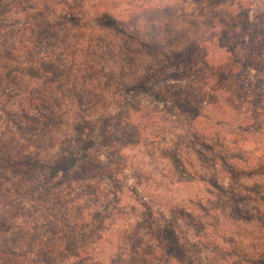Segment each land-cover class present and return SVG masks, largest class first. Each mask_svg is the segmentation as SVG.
I'll list each match as a JSON object with an SVG mask.
<instances>
[{
    "label": "trees",
    "instance_id": "16d2710c",
    "mask_svg": "<svg viewBox=\"0 0 264 264\" xmlns=\"http://www.w3.org/2000/svg\"><path fill=\"white\" fill-rule=\"evenodd\" d=\"M12 1L0 4V264H15L19 257L28 254L33 255V261L42 264H137L136 258H127L132 257L133 253L111 256L106 251L102 256L99 255V240L111 235L102 226L111 218V211L116 209L118 218L123 219L129 210L125 206L117 210L121 200L117 197L120 189L111 193L115 196L113 200L108 201L104 197L105 202L95 195L96 186L92 182L99 170H103V175L112 171V167L108 165L110 163L101 159V150L115 158L114 150L117 146L123 149L134 142V139H130V131L136 129L132 117L142 108L127 109V100L133 95L153 93L170 101L175 109L187 112L194 121L202 117L206 121H212L211 115H200L199 107L217 82L214 87L217 91L207 99L205 108L233 109L234 113L237 107L241 111L242 108L248 110L237 112L236 119L229 118L222 124H237L240 130L247 132V126L251 124L250 117L264 119V82L253 88L248 78L242 81L244 73H241L239 65L243 64L244 67V64H254L255 56L252 57L250 53L257 49L264 52V42H258L259 36L248 39L249 14L245 16V27L238 18L239 12L245 7L238 1L236 3L239 9L233 8L228 0H212L211 3L208 0H177L175 5L149 7L150 12L157 14V17L154 16L149 21L142 17L127 18L129 28L119 35L124 40L112 39L106 46L110 50H105L102 45L111 28L109 23L112 20L105 25V20L109 17L108 11L97 12L96 16L91 17V24L80 22L76 18L73 20V13L59 9L58 17L72 25L70 41L78 43L85 36H93L91 30L104 28L102 33H97L100 41V50L97 52L99 61H119L115 62L116 67H112L111 73L103 75L104 78L116 79L119 83V88L111 91V102L119 106L118 110L111 112L108 109V112L92 121L86 118L88 114L82 115L79 111L86 102L92 105L90 95L96 93L95 83H91L89 78H81V87H78L79 73L74 71L66 74L63 62L67 59L49 51L62 42L60 34L66 24L48 22L47 14L55 6L72 8V4L78 1L46 0V5L42 2L33 3V0ZM259 10L256 13L257 27L264 24V3ZM146 11L147 9L144 13ZM17 13L21 14L20 17L32 19L31 24L24 23L22 27L4 25L14 19ZM145 16L148 17L146 14ZM43 17L46 19H42ZM158 17L162 18L161 22H156ZM191 25L194 32L197 31L200 37H204L203 40L200 38L193 41L185 37ZM26 34H29L28 38ZM143 48L152 51L154 59L139 73L130 75L124 72L122 62H128L132 58L135 61L141 59ZM243 48L246 50L243 52L245 58L241 60ZM214 51L218 60H214L213 55L210 58ZM162 53L166 54L168 63L161 58ZM259 59L263 60L261 56ZM71 60L76 62L75 56ZM102 70L104 72L103 68ZM186 74L192 76L194 79H190L196 81V84L203 83L204 87L196 86L195 83L194 86L173 83L185 80ZM195 75L198 78L193 77ZM232 85L236 93L234 102L223 103L219 98L220 94L228 87H233ZM198 88L209 90L204 91L208 93L204 94V100L200 99ZM106 90L109 91V88ZM240 92L243 93L242 96L239 95ZM143 110L148 118H151L149 113L160 111L147 106ZM249 111L256 115H250ZM217 125L220 126L221 122ZM135 133L139 134V131ZM59 134L61 138L58 137ZM177 140L178 137L170 145L163 143L160 146L181 152L178 142L180 139ZM205 144L212 154L218 152L213 144L205 142L203 145ZM209 164L206 166L216 179L219 165ZM184 167L179 162L174 166L175 178L180 173L186 179H198L197 167ZM77 187L83 188V192L79 196L75 193L74 200L68 202L64 198V191L71 192ZM112 206L115 207L111 208ZM180 213L185 215L182 210ZM170 217L174 218L172 215ZM139 220L136 222L139 223ZM98 227L100 230L96 231ZM157 227L159 228H151L147 232L153 238L159 236L162 244L171 252L167 257L171 258L174 253L185 257L177 233L183 231L174 230L165 221ZM119 232V237L131 234L136 239L135 246L140 247L137 242L140 237L137 226L129 228L127 225ZM199 236L198 238H203L202 235ZM187 239L191 241L190 237ZM137 248L133 249L134 252L141 253ZM171 260L173 259H169L167 263L183 264ZM144 263L141 261L138 264ZM188 264L202 263L193 260Z\"/></svg>",
    "mask_w": 264,
    "mask_h": 264
},
{
    "label": "rangeland",
    "instance_id": "374dc122",
    "mask_svg": "<svg viewBox=\"0 0 264 264\" xmlns=\"http://www.w3.org/2000/svg\"><path fill=\"white\" fill-rule=\"evenodd\" d=\"M11 1L0 0V4H7ZM77 1V3L72 4V8L55 6L51 8L52 12L47 14L48 22L54 24L57 21L66 24L60 34L62 42L56 44L55 48H50L49 51L58 56L62 55L63 58L67 59L63 62V71L66 74H71L74 71L79 73L78 87H81V78L86 80L89 78L91 83H95L96 93H90L93 99L92 105L86 102L84 103L85 106H82L83 109L81 107L82 110L79 111L82 115L88 114L89 116L86 118L94 121L102 113L108 112V109H111V112L118 110L119 106L111 102L113 99L111 98V91L117 90L119 83L116 79H106L103 75L111 73L112 67H116L115 62L119 63V61L116 60L110 63L99 61L97 52L100 50V41H98L97 33H102L104 28L97 29L98 31L91 30L93 36H85L80 42L73 43L70 41L72 35L70 28L72 25L65 22L64 19H60L58 17L60 13L57 11L59 9L60 11L61 9L64 10L66 13L70 11L73 13V20L76 18L80 22H90L91 24L93 23L91 17L96 16L97 12L108 11L109 17L105 20V25L110 22L109 20H112V22L109 23L110 32L104 38L105 42L102 43L105 49L108 43L113 40H124L119 35H122L123 30L129 28L127 27V18L142 17V19L149 21L152 17H157V14L150 12L149 7H159L163 4L175 5L177 0ZM211 1L208 0V3H211ZM228 1L235 9L239 6L236 3L237 1L242 5L244 4L245 9H242L238 15L239 22H242L246 27L247 18L245 16L249 14L248 39L252 40L259 36L258 42H264V24L261 23L258 27L256 25L258 23L256 13L260 11L259 9H261L264 0ZM24 2L26 3V1ZM39 2H42L43 5L47 4L46 0H33V3ZM188 8L190 9V7ZM145 9H147L146 13H144ZM87 10L90 12L87 13ZM20 15V13H17L14 19L7 21L4 25H20L22 27L24 23L31 24L32 19L20 17ZM46 18L43 17L42 19ZM156 19V22L162 21L160 17ZM193 30L192 25L189 26L188 34L185 37H189L193 41L200 40V38L203 40L204 37H200L199 32ZM25 36L28 38L29 34ZM105 50L110 49L106 48ZM244 50L245 48L241 50L243 57L239 55L241 60L245 58ZM142 52L141 59L135 61L132 58L128 62H122L124 72L130 73V75L139 73L155 57L152 51L147 48H143ZM250 54L252 57L255 56L254 64H252L253 62L251 65L250 63L244 64V67H242L243 64H240L239 69L242 68L241 73H244L242 81L248 78L251 87L256 88L260 84L263 85L264 82V67L262 66L264 64V52L257 49L252 50ZM212 55L214 60L219 59L216 51L210 54V58ZM74 56L76 62L71 60V57ZM260 56L263 60L259 59ZM161 58L165 63H168L165 53L161 54ZM102 68L104 72H102ZM185 76L187 78L185 77L182 82L177 80L173 83L192 84L193 86L194 83L196 84V81L192 80L194 79L192 76L188 74ZM193 77L198 78L196 75ZM216 83L211 87L213 89L210 90V95L217 91L214 88ZM198 85L204 87L201 82L196 84V86ZM107 87L109 91L106 90ZM217 87H219L218 84ZM234 89V86L228 87L220 94L219 98L223 103L234 102L236 95ZM197 90L200 92V99L204 100V94L209 90H200V88ZM242 94V92L239 93L241 96ZM210 95H207L199 109H201L200 115H211L212 121H206L203 117L194 121L187 112L175 109L170 101L153 93H142L140 96L133 95L127 100V109L142 108L137 115L132 117L135 131H139V134L130 131V139H134V142L123 149L117 146L114 150L115 158L109 157L104 150H101V159L104 160L103 162L110 163L108 165L112 167V171L103 175V170H99L98 174H95L92 179L93 185L96 186L94 187L96 196L101 197L103 201L106 197L110 201L115 197L111 193L120 189L117 197L121 200L118 203L117 210L123 206L128 207L129 210L125 216L126 219L123 218L124 220L120 216L121 219L118 218L116 209H113L110 215L108 214L111 220H106L102 226L109 230L111 237L107 236L108 238L99 240L100 256L106 251L110 252L111 256L117 253L125 256L127 253H133L132 257L127 258L128 260L136 258L137 264L141 261L145 262L144 264H169L167 263L169 259H173L171 260L173 262L180 261L183 264H188L193 260L202 264H234L236 262H241V264H264V126H262L264 125V119L250 117L251 124L247 126V132L240 130L237 124L222 126L227 119H236L238 117L237 112L242 113L248 110L242 108L241 111V108L237 107L234 113L232 112L233 109H206L205 102L211 97ZM146 106L160 111L149 113L151 118H148L143 110ZM249 113L250 115H256L253 111H249ZM219 122H221L220 126L217 125ZM58 137L61 138L60 134ZM177 137L178 140L180 139V141H177L181 152H176L173 149H163L160 146L163 143L170 145ZM205 142L216 146L218 152L212 154L208 150L207 144L203 145ZM213 145L212 147H214ZM178 157L182 158L181 162ZM178 162L182 163L185 166L184 168L197 167L198 179H186L180 173L175 178L174 166ZM209 163L219 165L216 179L210 174L211 172L206 166L210 165ZM180 176L183 178L181 179ZM178 179L181 180L176 182ZM119 185L122 188H119ZM81 192H83V188L77 187L71 192L64 191L63 195L68 202H72L73 197H76L74 194L81 195ZM93 198L95 199V197ZM174 206L180 209H172ZM113 207L115 206L111 208ZM180 210L184 212V216H182ZM170 215L174 218H171ZM114 217H117V220H114ZM137 219H140L139 223L136 222ZM164 221L168 222L174 230L184 232L177 233L182 242L185 257L174 253L171 258H168L167 256L171 252L165 244H162L159 236L153 238L147 232L151 228H159L157 226L162 225ZM186 223L191 226H187ZM127 225L129 228L138 227L140 237L137 242L140 243L138 244L140 245L139 248L135 246L136 239L131 234L119 237L121 235L119 230ZM99 228H96V231L100 230ZM192 230L194 231L191 232ZM187 235L190 237V242ZM199 235H202L203 238H198ZM136 248L141 253H135L133 249ZM32 258L33 255L31 254L19 257L15 264H42L33 261Z\"/></svg>",
    "mask_w": 264,
    "mask_h": 264
}]
</instances>
